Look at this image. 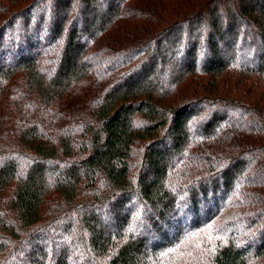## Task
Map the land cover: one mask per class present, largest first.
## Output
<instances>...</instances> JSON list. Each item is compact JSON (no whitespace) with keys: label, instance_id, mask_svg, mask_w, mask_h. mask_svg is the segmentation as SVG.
<instances>
[{"label":"trees","instance_id":"16d2710c","mask_svg":"<svg viewBox=\"0 0 264 264\" xmlns=\"http://www.w3.org/2000/svg\"><path fill=\"white\" fill-rule=\"evenodd\" d=\"M0 264H264V0H0Z\"/></svg>","mask_w":264,"mask_h":264}]
</instances>
